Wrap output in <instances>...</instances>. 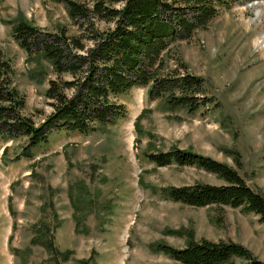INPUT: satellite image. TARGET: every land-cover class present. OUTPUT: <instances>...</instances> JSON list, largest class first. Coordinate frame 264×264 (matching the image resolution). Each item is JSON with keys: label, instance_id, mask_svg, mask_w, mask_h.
<instances>
[{"label": "rangeland", "instance_id": "rangeland-1", "mask_svg": "<svg viewBox=\"0 0 264 264\" xmlns=\"http://www.w3.org/2000/svg\"><path fill=\"white\" fill-rule=\"evenodd\" d=\"M21 18L43 30L78 34L79 28L64 0H0V47L25 97L22 113L39 124L51 111L45 89L56 73L14 39L13 24ZM178 56L203 76L204 94L218 101L214 108L172 109L136 86L118 99L125 117L86 135L52 133L31 159L15 160L25 138H0V264H181L153 245L180 248L191 239L232 240L264 261L258 215L190 206L161 192L222 179L195 166H156L144 155L177 147L209 156L236 169L264 197V0L219 6L206 27L175 42L168 66ZM42 222L51 236L44 241L57 254L37 243Z\"/></svg>", "mask_w": 264, "mask_h": 264}, {"label": "trees", "instance_id": "trees-1", "mask_svg": "<svg viewBox=\"0 0 264 264\" xmlns=\"http://www.w3.org/2000/svg\"><path fill=\"white\" fill-rule=\"evenodd\" d=\"M64 1L78 34L62 27L43 30L22 18L12 28L14 39L27 54L41 55L56 73L45 89L51 111L39 124L22 113L25 97L13 83V66L0 47V138L26 139L15 160L33 158V151L47 143L52 133L86 135L125 117L126 107L118 99L132 87L146 86L150 100L160 98L169 108L189 113L201 106H216L218 101L204 94L203 76L189 71L180 56L173 58L174 66H168V56L177 40L189 39L206 27L219 6L230 0ZM100 20L110 24L99 27ZM227 152L240 160L237 151ZM144 155L156 166H195L223 180L222 184L162 187L166 198L196 207L240 208L264 221L263 194L227 163L177 147ZM39 229L37 243L57 254L52 242L44 241H51L49 225L42 222ZM153 249L181 264H264L249 248L232 240L191 239L180 248L157 242Z\"/></svg>", "mask_w": 264, "mask_h": 264}, {"label": "bare ground", "instance_id": "bare-ground-1", "mask_svg": "<svg viewBox=\"0 0 264 264\" xmlns=\"http://www.w3.org/2000/svg\"><path fill=\"white\" fill-rule=\"evenodd\" d=\"M261 42V41H260Z\"/></svg>", "mask_w": 264, "mask_h": 264}]
</instances>
